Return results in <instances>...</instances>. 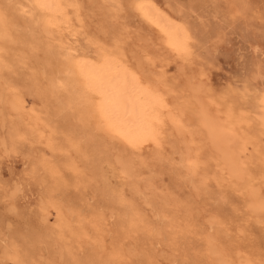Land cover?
<instances>
[{
	"label": "rangeland",
	"instance_id": "obj_1",
	"mask_svg": "<svg viewBox=\"0 0 264 264\" xmlns=\"http://www.w3.org/2000/svg\"><path fill=\"white\" fill-rule=\"evenodd\" d=\"M59 1L0 0V264H264V0ZM106 59L165 100L155 143L96 112L76 63Z\"/></svg>",
	"mask_w": 264,
	"mask_h": 264
},
{
	"label": "bare ground",
	"instance_id": "obj_2",
	"mask_svg": "<svg viewBox=\"0 0 264 264\" xmlns=\"http://www.w3.org/2000/svg\"><path fill=\"white\" fill-rule=\"evenodd\" d=\"M38 5L47 15L44 23L46 29L56 24L59 25V22L66 18L62 15V19L58 18L64 10L59 0H38ZM141 10L143 16L161 29L169 38L168 48L170 50L179 55L188 53L190 39L183 27L173 23L155 6L141 7ZM90 61L80 60L76 65L86 89L97 101L96 112L106 127L113 134L119 135L135 147L155 143L158 138L161 120L158 112L165 108V100H163L158 90L145 84L116 61L111 59H106L102 63ZM262 108L264 112V104ZM205 112L207 113V111ZM202 117L213 137H220L226 132V129L228 130V126L225 127L219 122L217 123L216 120L213 121L207 115L205 116V113Z\"/></svg>",
	"mask_w": 264,
	"mask_h": 264
}]
</instances>
